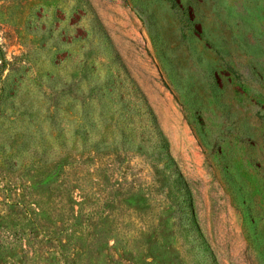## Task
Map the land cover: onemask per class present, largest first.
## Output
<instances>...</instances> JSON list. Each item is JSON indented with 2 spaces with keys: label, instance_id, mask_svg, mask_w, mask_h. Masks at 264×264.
I'll use <instances>...</instances> for the list:
<instances>
[{
  "label": "rangeland",
  "instance_id": "obj_1",
  "mask_svg": "<svg viewBox=\"0 0 264 264\" xmlns=\"http://www.w3.org/2000/svg\"><path fill=\"white\" fill-rule=\"evenodd\" d=\"M0 264H264V0H0Z\"/></svg>",
  "mask_w": 264,
  "mask_h": 264
}]
</instances>
